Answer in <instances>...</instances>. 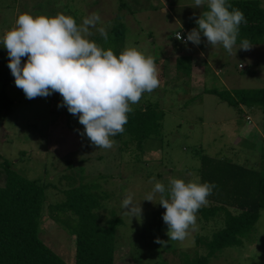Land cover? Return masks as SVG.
Here are the masks:
<instances>
[{
	"label": "rangeland",
	"instance_id": "rangeland-1",
	"mask_svg": "<svg viewBox=\"0 0 264 264\" xmlns=\"http://www.w3.org/2000/svg\"><path fill=\"white\" fill-rule=\"evenodd\" d=\"M204 10L196 8L194 0H0V39L23 12L34 16L63 13L72 16L77 25L95 13L100 17L96 27L106 28L107 40L96 28H90V40L105 50L111 48L117 56L125 47H136L152 56L158 69L159 87L131 105L132 112L157 108L165 113L160 135L144 139L140 146L123 134L111 138L115 141L112 148L99 149L86 135L81 136L84 126L78 117L67 107H58L63 99L59 93L29 100L15 80L7 88L14 105L10 113L0 114V155L11 161L12 169L45 189L39 236L69 264L76 254L77 223L71 216L69 222L55 221L49 209L61 204L64 192L75 183L92 184L107 195L96 213L104 227L118 220L116 263L182 264L181 254L193 258L203 248L196 235L210 237L224 226L223 219L205 222L196 214L198 230L183 244L169 241L159 194L152 202L145 200L154 187L151 178L166 189L173 178L201 182V155L264 171V106L232 107L205 94L207 88L231 92L263 89L264 45H251L245 51L236 44L229 55L222 46L213 49L203 36L199 46L177 40V32L187 38L198 27L195 21ZM115 26L124 27L120 45L114 43V36L109 38ZM184 57L191 58L190 75L179 67ZM26 60L22 58V63ZM0 63L3 69L9 63L2 44ZM126 192L141 206V217L124 214L121 204ZM157 238L169 242L157 244ZM200 254L205 255L206 250ZM209 264H264V211L243 246L224 250Z\"/></svg>",
	"mask_w": 264,
	"mask_h": 264
},
{
	"label": "clouds",
	"instance_id": "clouds-1",
	"mask_svg": "<svg viewBox=\"0 0 264 264\" xmlns=\"http://www.w3.org/2000/svg\"><path fill=\"white\" fill-rule=\"evenodd\" d=\"M194 5L204 9L206 6L195 21L198 27L187 33L186 40L181 32L175 34L176 39L199 46L203 36L213 49L222 46L231 55L240 25L247 23L244 13L228 0H194ZM260 7L264 9V3ZM99 21L95 13L77 25L72 16L63 13L34 16L23 12L14 26L5 31L0 44L7 50L15 86L27 99L59 93L63 99L58 107H67L70 114L78 117L84 126L81 136L86 135L99 149H110L115 143L111 138L124 132L128 114L133 111L131 105L137 104L144 93H152L160 81L152 56H145L136 47H125L117 56L111 48L105 50L90 40V28H96L107 40L106 28L96 27ZM251 48L249 40L240 42L239 50ZM153 182L152 192L145 200L152 202L159 194V204L166 210L162 217L168 229L166 235L169 241L183 244L198 230L196 214L208 203L216 185L173 178L166 189L155 177L149 181ZM121 207L127 216H142L141 206L128 192ZM169 241L157 238L154 242L166 246Z\"/></svg>",
	"mask_w": 264,
	"mask_h": 264
},
{
	"label": "trees",
	"instance_id": "trees-1",
	"mask_svg": "<svg viewBox=\"0 0 264 264\" xmlns=\"http://www.w3.org/2000/svg\"><path fill=\"white\" fill-rule=\"evenodd\" d=\"M228 3L240 9L247 20L246 24L240 25L236 44L247 39L251 45H264L262 2L228 0ZM123 34L124 27L115 26L109 38L114 36V43L120 45ZM190 61V57L179 60V67L186 69L188 75L191 74ZM13 81L9 67L3 69L0 63V114L10 113L14 105L7 93ZM205 94L215 95L232 107L264 106V88L233 92L207 88ZM164 117L165 113L157 108L130 112L124 132L115 137L126 134L129 140L135 139L140 146L144 139L160 135ZM0 159V264H69L39 236L46 204L45 189L38 181H31L12 169L10 160L1 155ZM204 182L214 183L216 187L207 198V206L201 207L197 214L205 222L223 219L224 226L210 237L197 234V244L206 250V254H200L203 248L197 250L193 258L181 254L182 264H209L224 250L243 246L244 240L255 232L264 211V171L250 169L231 160L201 155V183ZM64 194L61 204L50 206L49 215L60 223L69 222L71 216L77 223L78 228L74 231L76 254L72 264H118L115 261L118 220L104 227L96 213L107 195L99 193L98 187L84 182L73 184Z\"/></svg>",
	"mask_w": 264,
	"mask_h": 264
},
{
	"label": "built area",
	"instance_id": "built-area-1",
	"mask_svg": "<svg viewBox=\"0 0 264 264\" xmlns=\"http://www.w3.org/2000/svg\"><path fill=\"white\" fill-rule=\"evenodd\" d=\"M181 35L184 37L185 40L187 39L186 36H185L182 32H181ZM179 41H181V40H179ZM181 42H182V41H181ZM182 43H183V42H182ZM184 44H185V43H184ZM240 68H242V66H240ZM248 120L251 121L250 118H248Z\"/></svg>",
	"mask_w": 264,
	"mask_h": 264
},
{
	"label": "crops",
	"instance_id": "crops-1",
	"mask_svg": "<svg viewBox=\"0 0 264 264\" xmlns=\"http://www.w3.org/2000/svg\"><path fill=\"white\" fill-rule=\"evenodd\" d=\"M241 66V65H240Z\"/></svg>",
	"mask_w": 264,
	"mask_h": 264
}]
</instances>
